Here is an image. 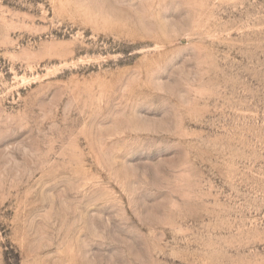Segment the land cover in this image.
I'll return each instance as SVG.
<instances>
[{"label": "rangeland", "instance_id": "rangeland-1", "mask_svg": "<svg viewBox=\"0 0 264 264\" xmlns=\"http://www.w3.org/2000/svg\"><path fill=\"white\" fill-rule=\"evenodd\" d=\"M0 264H264V0H0Z\"/></svg>", "mask_w": 264, "mask_h": 264}]
</instances>
